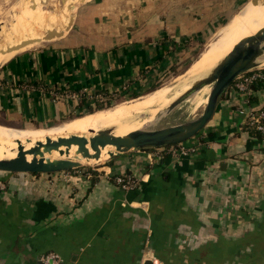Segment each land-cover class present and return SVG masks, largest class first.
Returning a JSON list of instances; mask_svg holds the SVG:
<instances>
[{
    "label": "crops",
    "instance_id": "obj_1",
    "mask_svg": "<svg viewBox=\"0 0 264 264\" xmlns=\"http://www.w3.org/2000/svg\"><path fill=\"white\" fill-rule=\"evenodd\" d=\"M221 1L82 2L66 35L0 67V124L51 128L154 89L244 0ZM261 109L264 86L234 82L177 145L91 168L0 171V264H42L51 252L64 264H264V137L247 128ZM123 174L135 188L117 184Z\"/></svg>",
    "mask_w": 264,
    "mask_h": 264
},
{
    "label": "bare ground",
    "instance_id": "obj_2",
    "mask_svg": "<svg viewBox=\"0 0 264 264\" xmlns=\"http://www.w3.org/2000/svg\"><path fill=\"white\" fill-rule=\"evenodd\" d=\"M84 1L87 0H24L19 3L14 24L11 27L9 26L10 28H5L4 23L0 26V67L7 62L8 56H15L16 53L25 48L37 45L42 40L47 39L51 33H54L50 38L53 40L66 35L72 26L78 5ZM242 20L243 22L247 20V24L244 26L239 24L238 26H233V24H230L219 34L217 33V39L215 38L216 40L214 39L215 41L209 45L208 50L202 54L196 65L201 70L198 78L206 76L243 39L255 35L264 29V0H261L257 7L247 9L237 19V23H240ZM258 59V64L264 67V54ZM190 69H193V67ZM184 78L177 81L176 84L178 85L173 88L175 92H185L190 88L192 82L196 80L194 78L186 83H181L185 80ZM207 87H210L207 93L209 100L211 85H207L196 92H202ZM191 96L185 102L190 100ZM148 99L136 104H120L111 109L97 111L85 117L47 128L46 130L25 131L24 129L23 131H17L0 127V159H17L23 156L33 159L35 158L33 154H40L45 155V159H71L81 163H100L109 157L110 151L113 150L111 145L101 150V157L98 159H86L82 154L77 155L75 151L83 146L90 147L91 142L89 138L103 129L113 128L114 134L122 136L136 129H144L156 120L157 115L162 109L172 103V101L162 102V104L158 103L159 99H155L154 96ZM154 105L158 106V108L156 110L151 108L154 111L150 114L147 113L145 115L143 113V116L139 114V116H135L132 113ZM52 145H56L59 149L69 152L62 155L59 151H52ZM20 151L26 153L21 154ZM90 151L93 152L91 148Z\"/></svg>",
    "mask_w": 264,
    "mask_h": 264
},
{
    "label": "water",
    "instance_id": "obj_3",
    "mask_svg": "<svg viewBox=\"0 0 264 264\" xmlns=\"http://www.w3.org/2000/svg\"><path fill=\"white\" fill-rule=\"evenodd\" d=\"M53 34L48 35L47 39H50ZM263 44L264 29L243 39L206 76L193 81L190 88L176 97L169 105L170 109L174 108L196 91L211 85L208 103L199 117L159 129H136L123 136L114 134L113 128L103 129L89 138L90 147H80L75 153L82 154L86 159H98L101 157V150L111 145L113 150L110 151L109 157L112 158L119 153L133 149L147 150L176 145L196 136L211 120L218 100L224 91L235 82L239 75L258 66L257 60L264 54ZM90 148L93 152L90 151ZM51 150L59 151L62 155L69 152L59 149L56 145H52ZM20 152L21 154L26 153ZM33 155L35 157L33 159H28L25 156L17 159H0V171L32 174L55 173L79 169L84 166L83 163L71 159H45V155Z\"/></svg>",
    "mask_w": 264,
    "mask_h": 264
},
{
    "label": "rangeland",
    "instance_id": "obj_4",
    "mask_svg": "<svg viewBox=\"0 0 264 264\" xmlns=\"http://www.w3.org/2000/svg\"><path fill=\"white\" fill-rule=\"evenodd\" d=\"M23 1L24 0H0V26H2V23H4L3 25H4L5 28H10L12 26V24H14L13 23V22H15L14 18L16 17V13L18 12V5H19V3L23 2ZM260 2H261V0H244L240 5L236 6L234 11H233V13H231L234 16L230 14L227 19L223 20L224 24L226 22L227 23L224 26H222L220 29H219V27H220L219 26L218 27L219 30L216 29L215 33H213L212 36L207 41H205V43H203V45L199 46V48L196 50V52L194 53L193 57L189 61H187L185 64H183L180 68L174 67L169 75H167L159 83H157L155 85L154 89H151L152 91L150 90L148 92H144L143 95H140L139 97H134V96L121 97L120 100H122L124 102L115 104L118 101L114 100V102H112V105L113 104H115V105H113V106H111L109 108H106L104 110L111 109L113 107H116V106H118L120 104H124V103L130 105V104H136V103L144 102V101H146L145 99H147V98L150 99L153 96H154L155 99H159L158 103L160 102L161 104H162V102L164 103L166 101H173L172 99H175L176 97L179 96V94L180 95L182 94V92H175V90H173V88L176 85H178V84H176L177 81H180V79L185 77L184 78L185 80L183 82H181V83H186L189 80H192L194 78L197 79L199 77V72L201 70L196 65H197L200 57L202 56V54H204L208 50L209 45L217 39V35L219 34V32H221L222 30L227 28L230 24H233V26H236V25L238 26V24L241 25V26H244L245 24H247V20H245L244 22L242 20V21H240V23H237V19L247 9H249L251 7H257L260 4ZM221 3H222V1L220 0V3H219L220 7L223 5ZM60 5H61V1H60ZM231 16H233V17L230 19ZM9 19H11V20H9ZM52 40L53 39L42 40L37 45L35 44L33 46L25 48L22 51H25V50H28V49H34L35 47H38V46L43 45L45 43L51 42ZM22 51H20V52H22ZM20 52H18V53H20ZM18 53H16V55ZM12 57H14V56H8L7 61H9ZM258 60H257V65L258 66H256V68L257 67L261 68L262 66H260L258 64ZM194 64H195V69H194ZM191 67H193V69L196 72L193 69H190ZM189 70H190V72H189ZM194 74H196V75H194ZM192 75H193V77H192ZM168 85H169V87H168ZM171 87H172V89H171ZM209 89H210V87H207L202 92L193 93L190 100H188L187 102L184 101V102H182L181 104H179L178 106H176L174 108L170 109V107L167 106L166 108L162 109V111L157 115L156 120L151 123L152 125L151 124L147 125L144 129H159V128H163V127H167V126H171V125H176V124H179V123H182V122H186V121H189V120H192V119H195V118L199 117L202 114V112L204 111V108H205V106L207 104V100H208L207 93H208ZM153 92H154V94H153ZM172 94H173V96H172ZM163 97H166V98H163ZM171 97H172V99H171ZM161 98H163L164 100L166 99V100L164 101ZM169 98H170V100H169ZM154 106H151L149 108L145 107V108H142V109H140L138 111H134L132 113H134L135 116H139V115L143 116L144 114L146 115L147 113L150 114V113H152L154 111V109L156 110L158 108V106L157 107H156V105H154ZM94 107H96V106H94ZM151 108H154V109L151 110ZM98 111H102V110H98ZM87 112H89V111L86 110V111H83V112H78V113H75L72 116L75 117V116H78L80 114H84V113L86 114ZM93 113H95V112H93ZM93 113H90V114H93ZM90 114H87V115H90ZM87 115H81V116H79L77 118H82V117H85ZM72 116L70 118H72ZM77 118L70 119V120L67 119L66 121H63V122L65 123V122H68V121H73V120H75ZM63 122H60L58 124L60 125ZM51 126H54V125H51ZM0 127L5 128V129H13V130H17V131H23L24 130L21 127H14V126H8V125H3V124H0ZM24 127H41V126H39V125H24ZM26 129H25V131H35V130L38 131L39 130V129H34V128L31 129V130H26ZM46 129H42L41 128L40 130H46ZM109 160H110V157L102 160V162H100V163H98V162H90V163L85 162V163H83L84 166L82 168H79V169L91 168V167H94L95 165L104 164V163L108 162ZM2 173H4V172H2Z\"/></svg>",
    "mask_w": 264,
    "mask_h": 264
},
{
    "label": "built area",
    "instance_id": "obj_5",
    "mask_svg": "<svg viewBox=\"0 0 264 264\" xmlns=\"http://www.w3.org/2000/svg\"><path fill=\"white\" fill-rule=\"evenodd\" d=\"M258 79H264V67H255L239 75L235 80L236 87L243 92H248L251 85ZM247 125L264 133V109L250 113ZM116 182L122 188L128 190L135 188L137 181L130 174H123L116 177ZM4 184L0 182V191ZM42 264H64V260L57 253H48L40 258Z\"/></svg>",
    "mask_w": 264,
    "mask_h": 264
},
{
    "label": "trees",
    "instance_id": "obj_6",
    "mask_svg": "<svg viewBox=\"0 0 264 264\" xmlns=\"http://www.w3.org/2000/svg\"><path fill=\"white\" fill-rule=\"evenodd\" d=\"M254 84L255 85H257V86H264V79H258V80H256L255 82H254ZM156 89V88H155ZM134 97H136V96H134ZM120 98L121 97H117L115 100H117L118 102L117 103H115V104H118V103H122V102H124V101H122V100H120ZM114 102V101H113ZM115 104H113V105H115ZM112 105V101H108L106 104L105 103H99L96 107H91L88 111L89 112H87V113H93V112H96V111H98V110H104V109H106V108H109V107H111V106H113ZM95 108V109H94ZM97 108V109H96ZM83 115V114H82ZM79 116H81V114L80 115H78V116H75V117H72L71 119H74V118H77V117H79ZM247 128L250 130V132L252 133V134H254L257 138H260V139H262L263 137H264V133H262L261 131H259V130H257V129H255L254 127H252V126H250V125H247ZM177 145V144H176ZM173 146V145H172ZM168 147H170V146H168Z\"/></svg>",
    "mask_w": 264,
    "mask_h": 264
}]
</instances>
